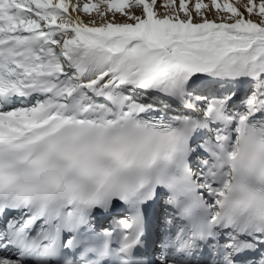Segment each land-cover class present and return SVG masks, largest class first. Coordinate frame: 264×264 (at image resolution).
<instances>
[{
    "label": "snow or ice",
    "instance_id": "1",
    "mask_svg": "<svg viewBox=\"0 0 264 264\" xmlns=\"http://www.w3.org/2000/svg\"><path fill=\"white\" fill-rule=\"evenodd\" d=\"M0 264H264V0H0Z\"/></svg>",
    "mask_w": 264,
    "mask_h": 264
}]
</instances>
